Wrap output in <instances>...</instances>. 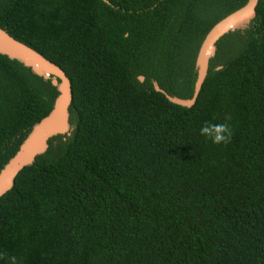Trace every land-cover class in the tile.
Wrapping results in <instances>:
<instances>
[{"label": "trees", "instance_id": "1", "mask_svg": "<svg viewBox=\"0 0 264 264\" xmlns=\"http://www.w3.org/2000/svg\"><path fill=\"white\" fill-rule=\"evenodd\" d=\"M245 1L0 0V27L72 91L70 135L0 196V264H264V0L216 43L191 107L152 85L191 97L206 32ZM56 94L0 54V168Z\"/></svg>", "mask_w": 264, "mask_h": 264}, {"label": "water", "instance_id": "2", "mask_svg": "<svg viewBox=\"0 0 264 264\" xmlns=\"http://www.w3.org/2000/svg\"><path fill=\"white\" fill-rule=\"evenodd\" d=\"M258 1L246 0L243 5L222 17L206 32L195 57L194 68L196 76L191 97L181 98L171 95L159 87L156 81H152L155 91L162 93L173 104L191 107L195 103L208 73L210 58L216 55V43L224 35L246 28L255 17V8ZM0 54L29 67L34 74L49 80L57 91L51 109L31 127L15 153L0 168V196H2L12 188L14 179L19 171L30 165L37 155L47 150L48 140L51 137L55 135H70L72 126L69 122V106L72 100V91L71 82L60 66L34 48L15 39L1 27ZM137 78L141 82L144 80L142 75Z\"/></svg>", "mask_w": 264, "mask_h": 264}, {"label": "clouds", "instance_id": "3", "mask_svg": "<svg viewBox=\"0 0 264 264\" xmlns=\"http://www.w3.org/2000/svg\"><path fill=\"white\" fill-rule=\"evenodd\" d=\"M200 134L213 143H227L230 138V130L225 124L206 123L201 126ZM9 264H15V257L9 258Z\"/></svg>", "mask_w": 264, "mask_h": 264}]
</instances>
